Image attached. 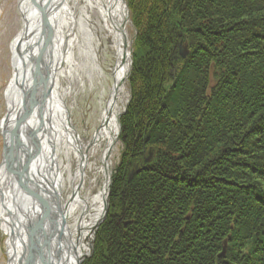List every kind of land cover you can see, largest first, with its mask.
<instances>
[{
  "label": "trees",
  "instance_id": "trees-1",
  "mask_svg": "<svg viewBox=\"0 0 264 264\" xmlns=\"http://www.w3.org/2000/svg\"><path fill=\"white\" fill-rule=\"evenodd\" d=\"M127 1L122 149L82 264H264V0Z\"/></svg>",
  "mask_w": 264,
  "mask_h": 264
},
{
  "label": "bare ground",
  "instance_id": "bare-ground-1",
  "mask_svg": "<svg viewBox=\"0 0 264 264\" xmlns=\"http://www.w3.org/2000/svg\"><path fill=\"white\" fill-rule=\"evenodd\" d=\"M52 3L60 5V8L52 12L50 25L53 39L48 45L45 60L37 57L35 50L31 52L41 71L45 64L48 66L49 74L47 71L46 74L50 75V92L43 103L41 115L34 112L30 120H25L23 129L30 131L41 124L37 133L40 156L35 162V169L57 192L60 193L66 183L72 191L60 203L61 207H65L69 231L68 241L62 249L65 256L69 245L71 260L68 264H76L78 259L89 255L93 229L103 216L119 118L128 102L125 84L130 69L129 19L125 0H53ZM20 7L29 34L25 42L27 46L32 43L33 28L39 23L38 9L31 4V0H21ZM75 31L80 33L82 42L77 39ZM24 37L21 32L11 45L13 78L5 95L9 118L8 122L1 124L5 140L10 137L15 119L18 120L23 112V105L27 107L28 94L19 88L17 78L28 82V90L32 87L28 58L19 45L20 42L24 45ZM77 47L79 59L74 53ZM103 55L114 58V63L106 66L108 69L103 66ZM78 69L82 72L79 73ZM85 73L90 80L95 79V86H106L105 90L109 91L100 103V125L90 141H84L77 135L66 106V98L71 97L70 82L76 76L82 81ZM46 74L43 75L45 79ZM22 140L24 142L26 138ZM71 157L76 158L73 171ZM87 170L103 175V184L98 192L85 188L89 178ZM90 180L89 185L95 182ZM21 193L17 175L4 161L0 166V222L6 236L9 264H20L21 252L27 245L26 234L18 219L20 211L27 213L21 219L23 225L33 217V204Z\"/></svg>",
  "mask_w": 264,
  "mask_h": 264
},
{
  "label": "water",
  "instance_id": "water-1",
  "mask_svg": "<svg viewBox=\"0 0 264 264\" xmlns=\"http://www.w3.org/2000/svg\"><path fill=\"white\" fill-rule=\"evenodd\" d=\"M45 1L46 2L43 3L41 0H31V4L38 9L37 13L39 15L38 26L33 28V31L35 30V32L31 36V46H28L30 44L27 46L25 45L29 34L27 33L26 20L20 11L21 7L19 3V12L23 20V28L21 32L25 35L23 38L24 45H21V42L19 45L22 48L21 52L27 56L28 62L30 63H27V66L30 67L32 72V87L28 90V82H23L17 78L19 88L23 90L24 93L27 92L28 94L27 107L23 105V112L18 120L15 119L11 127L12 130L10 131V137L5 140V134H3V162H8L12 173L17 175L20 191L22 192L21 196H27L26 198L31 201L34 207L32 214L33 217L29 218L27 224L23 225L21 222L22 217H26L24 215V213H26L25 211H20V215L18 216L20 226L25 232L27 240V245L23 248L21 258H19L20 264H68L71 260L69 245L67 254L63 256L62 248L68 241L69 231L64 212L65 207L63 208L60 205L62 201L61 194L55 190L53 185L49 184V181L45 177L38 174L37 169H35V162L40 156V144L37 140V133L41 124L37 129H30V131H25V129H23L25 120H30L31 115L34 112L41 115L43 103L49 96L50 92V75H48V66L45 64L41 71L38 62L34 59L31 53L35 50L34 54H38L37 57H40L42 61L45 60L46 52L49 49L48 45L53 39L52 28L50 25L52 23L51 17L54 14H52V12H55L57 8H60V5H54L52 3L53 0ZM61 2H63V0H61ZM188 53L187 47L180 44V58L183 60L186 59ZM46 71L48 74H46ZM45 74L47 75L46 79L43 76ZM128 76L129 72L127 77ZM124 112L125 109L123 113ZM8 118L9 113L5 117L4 122H8ZM119 133L120 128L117 139ZM21 138H26V140L23 142ZM109 183L108 179L106 193L108 192ZM107 211L108 200L106 195L103 216L94 227L93 234L99 225L105 220ZM224 253L225 249H223L219 258L223 257ZM88 256L83 259H76V264H82Z\"/></svg>",
  "mask_w": 264,
  "mask_h": 264
},
{
  "label": "rangeland",
  "instance_id": "rangeland-1",
  "mask_svg": "<svg viewBox=\"0 0 264 264\" xmlns=\"http://www.w3.org/2000/svg\"><path fill=\"white\" fill-rule=\"evenodd\" d=\"M21 0H0V166L3 163V133L1 131V124L4 123L5 117L9 113L7 102H6V91L9 83L13 78V53L11 52V45L15 41V39L19 36L23 28V20L19 12V3ZM127 0L125 3L127 5ZM128 11V25L127 30L130 38V59H131V67L133 62V44L134 39L137 36L134 26L132 25L131 15ZM77 39L82 42V38L79 32L75 31ZM179 52V50H178ZM75 56L78 57V47L75 50ZM188 56V55H187ZM187 58V57H186ZM79 59V58H77ZM104 59V67L111 66L114 62L113 56H105ZM107 66V67H106ZM129 71V75H130ZM78 72H82L81 69H78ZM82 81L78 79V77H74L71 83V97L66 98V106L70 110V120L72 126L77 133V135L84 141H90L96 130L98 129L100 122L99 116L101 111L100 103H103L104 99L108 96L109 91H106V86H95V79H89L88 75L83 74ZM128 78L126 80V90L128 93V100L130 98V90L128 86ZM64 84V82H63ZM127 105V104H126ZM124 111V110H123ZM123 113V112H122ZM120 120V118H119ZM120 122V121H119ZM120 128V123H119ZM119 137V136H118ZM122 146L117 139L115 141V152H113V156L110 160V173H109V187L107 195V200H109V190L111 185V175L119 161V156L121 153ZM99 154V153H98ZM76 158L71 157V167L72 171L76 167ZM88 179L85 183V188L90 189L91 191L98 192L103 184V175H95L93 171L87 170ZM67 173L65 172V176ZM94 179L95 182L89 185V180ZM91 181V180H90ZM70 186L66 185L61 189V199L63 201L66 200L67 196L71 194ZM93 242L94 236L92 238L91 247L88 259L93 252ZM23 251V250H22ZM6 236L2 232L1 222H0V264H9V259L6 254ZM22 253V252H21ZM85 261V260H84ZM83 261V262H84Z\"/></svg>",
  "mask_w": 264,
  "mask_h": 264
}]
</instances>
